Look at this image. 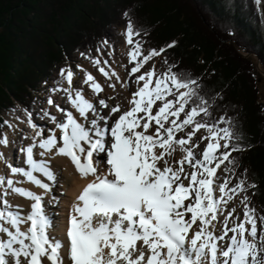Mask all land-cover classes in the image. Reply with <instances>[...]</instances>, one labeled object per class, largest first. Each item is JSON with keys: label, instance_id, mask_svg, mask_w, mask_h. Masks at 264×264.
<instances>
[{"label": "snow or ice", "instance_id": "snow-or-ice-1", "mask_svg": "<svg viewBox=\"0 0 264 264\" xmlns=\"http://www.w3.org/2000/svg\"><path fill=\"white\" fill-rule=\"evenodd\" d=\"M255 3L264 5V0ZM228 31L232 34L235 29ZM138 35L129 22L125 38L130 45L128 62L133 65L130 76L141 73L165 51L152 49L144 54L134 40ZM92 63L105 77L120 80L116 72L105 70L107 61L102 65L100 59H93ZM173 67L159 74L153 67L135 76L137 89L128 100L130 108L99 99L100 108L110 109L106 116L81 89L73 88V71L61 69L68 88L53 91L67 94L78 117L55 105L64 119L49 118L60 135L44 138L29 114L36 135L32 144L21 149L26 167H8L12 176L24 177L44 195L59 179V170L47 159L53 153L68 158L81 179H91L72 205L64 239L56 234L58 226L46 210L44 195L0 175V234L7 237L0 239V264H264V216L257 217L246 195L240 201L242 220L233 215L235 208L225 213L233 194L245 191V181L231 188L228 180L217 183L221 165L234 163L231 153L222 150H240L230 143L235 133L231 127L197 119L210 115L207 101L196 91L197 80L173 72ZM84 83L93 95L104 91L90 73ZM48 104L54 101L49 98ZM220 123L231 122L221 118ZM201 129L207 132L201 139L208 143L198 157L194 149L199 145L193 137ZM8 143L6 136L0 138V145ZM37 148L39 153L34 151ZM177 149L182 155L170 163L168 158ZM185 164L192 170L187 171ZM9 194L31 201L30 211L21 215L19 206L14 209L7 200ZM221 216L222 226L217 228Z\"/></svg>", "mask_w": 264, "mask_h": 264}, {"label": "trees", "instance_id": "trees-1", "mask_svg": "<svg viewBox=\"0 0 264 264\" xmlns=\"http://www.w3.org/2000/svg\"><path fill=\"white\" fill-rule=\"evenodd\" d=\"M122 22L134 25L142 44L165 49L173 72L197 80L210 113L200 120L214 123L221 113L219 121L231 122L222 124L240 148L231 165L264 216V103L255 67L264 72V5L255 0H0V138L4 112L16 104L31 111L57 66L76 53L90 59Z\"/></svg>", "mask_w": 264, "mask_h": 264}, {"label": "bare ground", "instance_id": "bare-ground-1", "mask_svg": "<svg viewBox=\"0 0 264 264\" xmlns=\"http://www.w3.org/2000/svg\"><path fill=\"white\" fill-rule=\"evenodd\" d=\"M130 45L127 44L126 38L123 39L121 43L117 45V48L113 51H110L109 57H105L102 55L100 57L101 64L103 65L104 61H107L106 65H103L105 67L106 71L109 72H116L120 80L118 81L116 77H105L100 71L99 68H94L91 65H85L84 68L86 69L87 73H90L94 76V78L99 82L102 87L104 88V91L99 93L98 96L93 95L91 92V89L89 85L85 84V78H83L80 81H76L75 76L73 78V88H79L81 89L86 98L91 99L96 107L99 109L100 113L102 115H108L110 109L108 108H100V105L98 103L99 99L104 98L110 105H115L117 102L122 103V105L125 108H130L131 105L128 104V100L131 99L132 93H134L137 89V85L135 83V76L140 75L142 72L153 69L154 71L159 74L158 68L151 63V61L145 65L143 69H141V73H136L135 75L130 76L129 72L133 65L129 64L127 52L129 51ZM141 82V86H142ZM109 85H114L113 87H109ZM68 88L67 82L64 84L62 89ZM108 97H114V99H108ZM53 101V105H45L44 109L47 110V113L50 116H55L57 120H63L64 117L61 112L57 111V108L55 105H59L61 108L65 109L66 111H72L74 115L78 117V113L75 112V110L71 107V104L68 102L67 94L64 91H57L54 96L50 97ZM171 99V97H169ZM159 103V102H158ZM91 116V113H89ZM117 117H113L114 120ZM29 117L27 115H16L15 118L10 117L9 120L11 122V125L13 128L20 133V145L17 148L12 147L9 143L7 146L0 145V154H2L3 159H0V175L6 176L8 178H12L15 181H19L20 183L17 184L19 187H24L26 189H29L33 192H36L37 194L44 195L43 190L35 187L34 185L25 182L24 177L22 176H12L10 168L8 167L9 164L15 166V167H26L23 163L24 161V155L21 151L22 148L27 147L28 145L32 144L33 138H35V131L32 127L29 126L28 123ZM33 124L37 126L38 129L42 131V136L44 138H47L50 134L55 133L56 136L60 135V132L58 129H56L55 124L50 121V124L44 122H38L34 121L31 118ZM102 123V122H101ZM191 129H187V131H190ZM178 137L184 136V133H178ZM207 132H205L203 129L198 131L196 135L193 137V140L199 145L197 148L194 149L197 156H201L203 153L204 148L206 147L208 141L202 140L201 137L206 136ZM7 137V136H6ZM35 152L39 153L40 149H35ZM182 153H180L179 149L174 153L173 157H169V162L174 163L175 160H178L181 157ZM103 155L99 157L100 159H103ZM37 159H40L39 156H37ZM47 159H50L51 164L54 168L58 169V182L56 184L52 185V190L44 195V201L46 205V210L48 214L55 220L57 223L58 220L62 222L68 221V218L72 211V205L76 201V197L78 196L79 192L83 189V187L89 182L91 177L89 179H81L79 177V174L76 172L74 166L71 164L68 158L63 156H56L54 153L50 155V157H47ZM178 167V165H176ZM185 169L187 171H191L187 164H185ZM221 169H223V165H221V168L217 170V176L220 178V172ZM38 175V178L45 179ZM224 181V180H223ZM223 181L218 180L217 183H221ZM51 184L50 181H45ZM187 183V181H185ZM229 187H234L233 185L229 184ZM216 195L219 196V192L217 190ZM234 198L233 200L227 205V208L225 209V213L227 211H230L232 208H235L236 211L233 214L234 216H237L240 218V220L243 219V212L242 216L240 213V199L238 195L233 194ZM55 198V199H54ZM7 200L9 203L13 206L14 209L18 207V210L21 215L26 214L28 211H30V203L31 201L15 195V194H9L7 196ZM223 216L220 217V223H217V228H220L222 226ZM215 223V222H214ZM26 227V226H25ZM219 235V232L216 233ZM231 235V233H229ZM6 236H3L0 234V239H6ZM70 264V262H69Z\"/></svg>", "mask_w": 264, "mask_h": 264}, {"label": "rangeland", "instance_id": "rangeland-1", "mask_svg": "<svg viewBox=\"0 0 264 264\" xmlns=\"http://www.w3.org/2000/svg\"><path fill=\"white\" fill-rule=\"evenodd\" d=\"M127 24L128 23H126V22H122L114 30H111L109 32V35L111 37L110 40L106 41L107 42L106 44H105V41H103L102 44H100V46L98 47V49H96V52H94V49H92L90 59H86V58L82 57V55H80L79 53H76L73 55V58L75 57L74 59L70 58V59L66 60L64 63H62V65L57 66L54 69V71L52 72V75L49 77L47 82L43 86H41V87L39 86L37 88V90H36L37 100H36V103L34 104V107L31 111L28 110L27 107H23L21 105L16 104L15 108L9 109L8 111L4 112L2 117L8 123H6L7 126L5 128H3V130H2L1 138L7 136L9 144L14 148H17L20 145V138H21L20 133L17 132L13 128V126L11 125V122L9 120L10 117L15 118V116L17 114L18 115L24 114V115H27V117H29V114H30L31 118L34 121L44 122V123H47L49 125L51 120L49 118V115L48 116L45 115V112H47V110H45L44 107H45V105L48 104L49 98L51 96H54L55 93L57 92V91H53V90L57 89V88L62 89V87L66 83V81L63 80V78L60 81H58V77L61 76L60 75L61 69H70L71 71H73L76 81H80L83 78L86 79L87 71L84 68V66L85 65H91L94 68H99V67L93 65L92 60L93 59H100V57L102 55H104L107 58L109 57V55H110L109 52L115 50L117 48V45L119 43H121L123 41V39H125V32H126V25ZM134 40H138V38L135 36ZM33 41H32L33 45L31 46L32 47L31 52L34 53L35 55H37L38 51H40L41 48H39L37 40L33 39ZM140 44L142 45V51L144 54H147L148 51L154 49L149 44H142L141 42H140ZM165 56H166V54L161 53V55L154 57L151 61V63H153L158 68L159 73L166 72L169 68L165 63V60H164ZM255 67H256V79H257V83H258V87H259V98L264 103V73H263L259 64H256ZM220 116H221V113H215L214 123L217 125V127L223 128L224 126L219 121ZM181 119H183V114H181ZM197 119H199V117H197ZM210 124H213V123H210ZM9 125H11V127H9ZM222 151L230 152L231 155H230L229 159L230 160L232 159L231 158L232 157L231 148H229L227 150H222ZM222 165H223V169H221V172H220V174H221L220 178H219L220 181L228 180V181H230L231 186L233 185L234 187L241 180L245 181L244 178L242 177V175L240 174V172H238V170L236 168H234L231 164H228L227 161ZM244 188H245V191L238 194L240 201L246 195L249 198L248 199L249 206L254 208L256 210L257 217H260L261 213H260L259 206L255 205V204H253V205L251 204L250 195L248 194V190L250 188V185L246 181L244 184ZM243 211H244V206L241 204V208H240L241 216H242ZM259 230H262V226H261L260 222L258 221V231Z\"/></svg>", "mask_w": 264, "mask_h": 264}, {"label": "water", "instance_id": "water-1", "mask_svg": "<svg viewBox=\"0 0 264 264\" xmlns=\"http://www.w3.org/2000/svg\"><path fill=\"white\" fill-rule=\"evenodd\" d=\"M244 56H247V55H244Z\"/></svg>", "mask_w": 264, "mask_h": 264}]
</instances>
